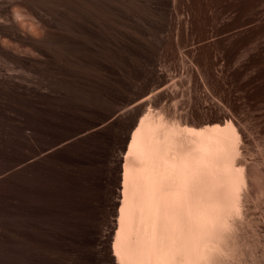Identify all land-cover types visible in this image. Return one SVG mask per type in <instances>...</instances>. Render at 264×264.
I'll list each match as a JSON object with an SVG mask.
<instances>
[{
  "label": "bare ground",
  "instance_id": "6f19581e",
  "mask_svg": "<svg viewBox=\"0 0 264 264\" xmlns=\"http://www.w3.org/2000/svg\"><path fill=\"white\" fill-rule=\"evenodd\" d=\"M114 1L102 12L117 16ZM92 3L75 0V22L35 40L24 34L46 22L41 0H0V54L26 72H0V89L27 104L0 193V264H264L254 129L183 108L181 80L157 70L169 23L101 21ZM214 55L189 68L210 88L225 81Z\"/></svg>",
  "mask_w": 264,
  "mask_h": 264
},
{
  "label": "rangeland",
  "instance_id": "374dc122",
  "mask_svg": "<svg viewBox=\"0 0 264 264\" xmlns=\"http://www.w3.org/2000/svg\"><path fill=\"white\" fill-rule=\"evenodd\" d=\"M95 1L90 4L91 9L95 13L96 19L101 21L106 19L112 22L111 19L115 17V20L118 19V21L114 20V23L122 21L120 24H127V26L131 24V26L134 24L170 25L168 27L171 28V31H166L162 35L170 33L167 40L171 42L173 48H169L167 53L161 52L156 55L159 58L157 70L158 72L175 73L177 79L181 80L183 97L180 98L184 105L186 104L183 108L186 110L192 108L203 117L221 115L228 111L242 120L244 125L251 126L254 130L248 128L251 130V134L254 131V136L251 135L252 139L256 136L253 141L261 144V140H264V50L260 52L256 49L251 50L257 44L264 42V0H117L114 2L120 6L121 10L119 9L118 12L121 13L117 12V16L111 14L114 17L107 15L108 12L104 13V9L102 12L100 6H104V3H101L104 0H98L96 3ZM166 1L171 3L168 2L167 5ZM41 3L46 9L44 12L46 22L35 21L38 26H36L37 29L32 28L34 29L32 32L31 28L29 30V26H20L23 28L20 31H26L25 28H28V32L26 31L27 33L25 32L24 35L27 34L26 36H32L34 39L36 38L35 40H41L48 32L49 24L64 23V21H68V24L75 22V0H41ZM93 6H95L94 9ZM98 13H102L100 18L99 16L97 18ZM101 17H104V20ZM232 43L235 45V73L226 68L225 61L227 50ZM13 44L16 45V43ZM233 44L232 46H234ZM176 45L179 47L177 50L175 49ZM20 50L23 53L22 56L25 55L24 51L27 48L23 47V51L20 48L19 51L16 50L19 54L15 53L20 55ZM246 52L256 56L259 53V55L249 59L247 56L249 53L244 55ZM205 55L208 57L219 56L218 71L221 65L225 66L224 72L219 71L225 78L221 85L214 84L213 88H210L209 80L207 86L202 78L196 81L191 75L189 68L194 69L197 65L205 66L207 59ZM19 65L20 63L17 65V62L14 63L11 58L0 54V68L5 70H0V72L25 75L24 66L21 64L20 67H23L20 68ZM26 105L25 97L22 94L0 89V193L8 185L11 139L23 132ZM263 143L260 147L255 144V150L260 148L259 152H263ZM254 152L255 155L258 154L256 156L253 154L254 159H264L262 158L264 152L261 153V157L258 151ZM261 205L259 215L264 212V203ZM261 222L259 227L264 233V221ZM1 244L0 242V247L4 246ZM0 249H4V247Z\"/></svg>",
  "mask_w": 264,
  "mask_h": 264
}]
</instances>
